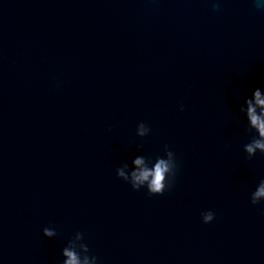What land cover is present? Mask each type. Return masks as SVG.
<instances>
[{"label": "water", "instance_id": "95a60500", "mask_svg": "<svg viewBox=\"0 0 264 264\" xmlns=\"http://www.w3.org/2000/svg\"><path fill=\"white\" fill-rule=\"evenodd\" d=\"M258 87L255 0H0V264H61L77 231L99 264H264L240 113ZM165 145L163 195L117 178Z\"/></svg>", "mask_w": 264, "mask_h": 264}, {"label": "clouds", "instance_id": "9594fccd", "mask_svg": "<svg viewBox=\"0 0 264 264\" xmlns=\"http://www.w3.org/2000/svg\"><path fill=\"white\" fill-rule=\"evenodd\" d=\"M214 8L219 6V0H211ZM258 8L264 9V0H255ZM56 78L53 77V80ZM59 86V85H58ZM185 105L180 104V110L184 111ZM240 113L244 116V129L250 137L249 142L244 144L243 151L246 157L251 159L259 153L264 156V87L256 88L251 96L246 97L244 104L240 106ZM109 131L112 127L109 126ZM151 132L150 127L143 121L136 127V136L147 137ZM141 145L137 146L138 152ZM178 173V159L176 154L164 146V155L145 156L135 155L131 162H123L116 169L117 178L129 184L135 191L145 189L149 196H161L166 190H170L175 183ZM250 202L252 205L264 203V178L258 181L255 190L251 192ZM215 219V213L211 210L201 213L204 224H210ZM43 236L49 239L57 236L53 227H45ZM61 264H99V258L91 253L88 243L85 241L83 232L77 231L61 250Z\"/></svg>", "mask_w": 264, "mask_h": 264}]
</instances>
